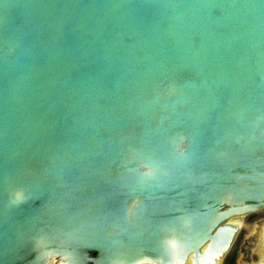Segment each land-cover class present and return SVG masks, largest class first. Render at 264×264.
<instances>
[{
    "label": "water",
    "instance_id": "water-1",
    "mask_svg": "<svg viewBox=\"0 0 264 264\" xmlns=\"http://www.w3.org/2000/svg\"><path fill=\"white\" fill-rule=\"evenodd\" d=\"M262 208L264 0H0V264H221Z\"/></svg>",
    "mask_w": 264,
    "mask_h": 264
},
{
    "label": "flooded vegetation",
    "instance_id": "flooded-vegetation-1",
    "mask_svg": "<svg viewBox=\"0 0 264 264\" xmlns=\"http://www.w3.org/2000/svg\"><path fill=\"white\" fill-rule=\"evenodd\" d=\"M252 219H256L257 225L250 227L249 222H251ZM242 220H243V226H242L240 232L238 233V236H237L235 242L239 239V236L243 232H245V230L247 228H250V232H254V231L257 232L256 234L258 236V239H256V241H257V243L259 242L258 245L256 243L255 244L256 247H254L253 250L248 249V254H249L248 258H250L252 251H254V253L257 255V260L254 263L251 262L250 260H248L246 264H258L260 261H262L264 259V208L244 216L242 218ZM235 242H234V244H235ZM234 244H233V246H234ZM233 246H232V248H233ZM245 251H246V249H245ZM225 258H226L225 260H227V258H229L225 262V264H235L236 263V251H234V253H231V250H230Z\"/></svg>",
    "mask_w": 264,
    "mask_h": 264
},
{
    "label": "rangeland",
    "instance_id": "rangeland-1",
    "mask_svg": "<svg viewBox=\"0 0 264 264\" xmlns=\"http://www.w3.org/2000/svg\"><path fill=\"white\" fill-rule=\"evenodd\" d=\"M250 227L256 226V219H252L251 222H249ZM252 229V228H251ZM253 230V229H252ZM257 232H250V228H247L245 232H243L240 236L239 239L235 242L233 248L231 249V253H234L236 251V263L235 264H246L248 260L251 262H256L257 260V255L252 251L250 258H248V249L253 250L254 247H256V239H258V236L256 234ZM259 243V242H258ZM257 243V245H258ZM246 249V251H245ZM222 261L221 264H225L227 260Z\"/></svg>",
    "mask_w": 264,
    "mask_h": 264
}]
</instances>
